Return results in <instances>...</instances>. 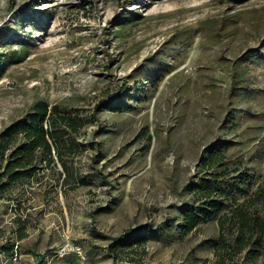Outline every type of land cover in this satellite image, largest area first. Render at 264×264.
<instances>
[{"label": "rangeland", "instance_id": "374dc122", "mask_svg": "<svg viewBox=\"0 0 264 264\" xmlns=\"http://www.w3.org/2000/svg\"><path fill=\"white\" fill-rule=\"evenodd\" d=\"M40 99L91 120L73 161L88 183L56 165L0 199V264H212L217 218L177 227L209 147L253 176L240 201L264 216V0H0V130Z\"/></svg>", "mask_w": 264, "mask_h": 264}, {"label": "trees", "instance_id": "16d2710c", "mask_svg": "<svg viewBox=\"0 0 264 264\" xmlns=\"http://www.w3.org/2000/svg\"><path fill=\"white\" fill-rule=\"evenodd\" d=\"M254 54L245 57L250 58ZM156 83V82H153ZM140 85L137 84L135 86ZM130 91L128 96L133 93ZM123 90L119 93L122 94ZM126 105L120 104L114 111H123ZM91 120L78 113L62 108L58 104L50 105L40 99L21 117L0 130V199L14 200L16 186L28 184L35 180L37 174L59 165L63 177L61 183L74 187L85 185L86 179L77 176L73 170L74 158L88 149L77 140L80 130ZM99 145V144H98ZM200 176L189 180L185 190L192 201L184 202L180 213L178 230L186 234L202 223L217 218L219 236L214 241L215 261L212 264H237L233 257L244 252L249 260L257 256L264 258V216L249 211L240 197L246 196L253 185V176L239 160L231 161L224 149L209 147L197 164ZM36 181H39L38 178ZM11 193V194H9ZM8 195V196H7ZM15 235L17 239L25 236L24 225L19 227ZM226 226L234 231L231 239L224 235ZM127 230L121 237L113 241L118 246L124 245ZM168 231L167 233H170ZM231 232L230 234H232ZM146 238H141L136 245H141ZM12 250L13 245L5 247ZM4 248V249H5ZM9 252V253H10ZM202 264H209L208 260Z\"/></svg>", "mask_w": 264, "mask_h": 264}, {"label": "built area", "instance_id": "2783aa9c", "mask_svg": "<svg viewBox=\"0 0 264 264\" xmlns=\"http://www.w3.org/2000/svg\"><path fill=\"white\" fill-rule=\"evenodd\" d=\"M17 252H18V243L15 242L13 244V248L11 250V254H10L9 258L12 259V260H16L17 257H18ZM66 254H67L66 250L63 249V250L55 252V253H53L51 255H49V254L43 255L41 260H40V262H39V264H54L53 259H55V258L60 259ZM78 254H80L79 251H78Z\"/></svg>", "mask_w": 264, "mask_h": 264}, {"label": "crops", "instance_id": "0c3cea01", "mask_svg": "<svg viewBox=\"0 0 264 264\" xmlns=\"http://www.w3.org/2000/svg\"><path fill=\"white\" fill-rule=\"evenodd\" d=\"M15 241H18L16 235H15ZM14 243H15V242H14ZM14 243H13V244H14ZM17 243H18V242H17ZM13 244H11V245H13ZM2 252L5 253V254L7 255V254H9L10 250H8V249L5 248V249L2 250Z\"/></svg>", "mask_w": 264, "mask_h": 264}]
</instances>
